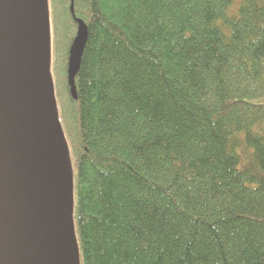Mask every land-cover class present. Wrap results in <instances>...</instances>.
I'll return each mask as SVG.
<instances>
[{"label":"trees","instance_id":"trees-1","mask_svg":"<svg viewBox=\"0 0 264 264\" xmlns=\"http://www.w3.org/2000/svg\"><path fill=\"white\" fill-rule=\"evenodd\" d=\"M44 1L80 264H264V0Z\"/></svg>","mask_w":264,"mask_h":264},{"label":"water","instance_id":"water-1","mask_svg":"<svg viewBox=\"0 0 264 264\" xmlns=\"http://www.w3.org/2000/svg\"><path fill=\"white\" fill-rule=\"evenodd\" d=\"M77 26L67 85L87 41ZM44 0H0V264H77L69 233L70 172L48 89Z\"/></svg>","mask_w":264,"mask_h":264},{"label":"rangeland","instance_id":"rangeland-1","mask_svg":"<svg viewBox=\"0 0 264 264\" xmlns=\"http://www.w3.org/2000/svg\"><path fill=\"white\" fill-rule=\"evenodd\" d=\"M48 68L49 71L52 72V74H48V89L50 91V95L53 99V95L55 94V89L57 88V84H56V80H55V76L53 74L54 71H52V59L51 57H49V62H48ZM48 71V73H49ZM253 104L256 105H264V98H260V99H255L250 101ZM67 165H68V169L70 172V213H69V220H68V229H69V233L71 235V238L73 240L74 246H75V250H76V258H77V264H80V260H79V252H78V240H77V236L75 233V225H74V215H73V210H74V193H73V164L70 161V158L67 157Z\"/></svg>","mask_w":264,"mask_h":264}]
</instances>
